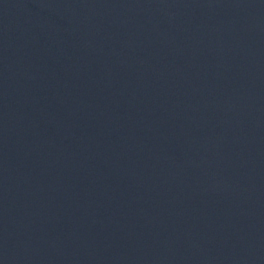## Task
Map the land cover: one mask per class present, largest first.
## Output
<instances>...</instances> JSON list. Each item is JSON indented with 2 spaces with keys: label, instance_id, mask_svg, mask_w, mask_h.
<instances>
[{
  "label": "water",
  "instance_id": "95a60500",
  "mask_svg": "<svg viewBox=\"0 0 264 264\" xmlns=\"http://www.w3.org/2000/svg\"><path fill=\"white\" fill-rule=\"evenodd\" d=\"M0 264H264V0H0Z\"/></svg>",
  "mask_w": 264,
  "mask_h": 264
}]
</instances>
